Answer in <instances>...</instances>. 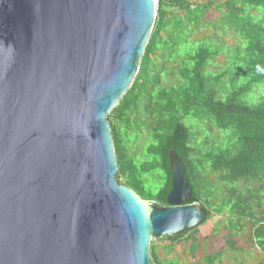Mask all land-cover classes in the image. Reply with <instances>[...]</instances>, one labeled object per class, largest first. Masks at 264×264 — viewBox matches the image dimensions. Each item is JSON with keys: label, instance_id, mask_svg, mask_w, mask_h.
<instances>
[{"label": "water", "instance_id": "water-1", "mask_svg": "<svg viewBox=\"0 0 264 264\" xmlns=\"http://www.w3.org/2000/svg\"><path fill=\"white\" fill-rule=\"evenodd\" d=\"M156 0H0V264H154L210 213L171 149L167 207L118 183L109 116Z\"/></svg>", "mask_w": 264, "mask_h": 264}, {"label": "trees", "instance_id": "trees-1", "mask_svg": "<svg viewBox=\"0 0 264 264\" xmlns=\"http://www.w3.org/2000/svg\"><path fill=\"white\" fill-rule=\"evenodd\" d=\"M157 8L139 72L109 116L118 183L167 207L174 148L207 221L223 217L231 237L251 227L264 252V0H158ZM143 135L149 142L138 161L127 146ZM198 229L152 242L154 264H164L161 242L170 251L192 240L195 253Z\"/></svg>", "mask_w": 264, "mask_h": 264}, {"label": "rangeland", "instance_id": "rangeland-1", "mask_svg": "<svg viewBox=\"0 0 264 264\" xmlns=\"http://www.w3.org/2000/svg\"><path fill=\"white\" fill-rule=\"evenodd\" d=\"M227 42L229 44L232 43L229 40ZM221 63L222 59L220 58L213 63V67L219 69ZM213 73H217V71L213 70ZM187 123H189V120L186 121ZM202 137L201 133L197 139L196 146L200 144ZM212 137L214 136L210 135L208 139L210 140ZM216 137L222 141L226 139L225 134L222 133H217ZM129 141L130 143L127 146L129 155L136 157L138 161H144L143 151L145 145L149 142L147 136H139L136 140L130 139ZM194 239L197 246L195 253L192 252L191 248L192 240L181 241L175 244L170 251L165 248V246L170 245V242H161L158 246L160 259L164 264L166 261H176L179 264H205V258L220 255L221 262L215 264H264V256L256 246L253 230L247 225L240 235L231 237L223 217L216 216L198 229ZM229 241L233 243V246L229 244Z\"/></svg>", "mask_w": 264, "mask_h": 264}, {"label": "flooded vegetation", "instance_id": "flooded-vegetation-1", "mask_svg": "<svg viewBox=\"0 0 264 264\" xmlns=\"http://www.w3.org/2000/svg\"><path fill=\"white\" fill-rule=\"evenodd\" d=\"M207 222H208V221H207ZM207 222H206V223H207ZM261 252H262V251H261ZM262 254H263V256H264V252H262Z\"/></svg>", "mask_w": 264, "mask_h": 264}, {"label": "clouds", "instance_id": "clouds-1", "mask_svg": "<svg viewBox=\"0 0 264 264\" xmlns=\"http://www.w3.org/2000/svg\"><path fill=\"white\" fill-rule=\"evenodd\" d=\"M157 5H158V2H157ZM202 226H204V225H202ZM202 226H201V227H202ZM199 228H200V227H199Z\"/></svg>", "mask_w": 264, "mask_h": 264}, {"label": "built area", "instance_id": "built-area-1", "mask_svg": "<svg viewBox=\"0 0 264 264\" xmlns=\"http://www.w3.org/2000/svg\"><path fill=\"white\" fill-rule=\"evenodd\" d=\"M157 1V0H156ZM158 2V1H157Z\"/></svg>", "mask_w": 264, "mask_h": 264}]
</instances>
